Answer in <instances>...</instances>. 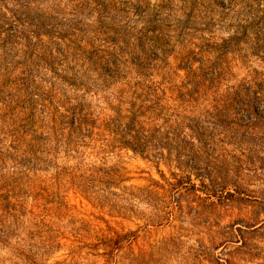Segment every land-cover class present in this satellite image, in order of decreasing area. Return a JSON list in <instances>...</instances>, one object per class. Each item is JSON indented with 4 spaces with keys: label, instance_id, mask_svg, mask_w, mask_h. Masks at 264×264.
I'll use <instances>...</instances> for the list:
<instances>
[{
    "label": "rangeland",
    "instance_id": "1",
    "mask_svg": "<svg viewBox=\"0 0 264 264\" xmlns=\"http://www.w3.org/2000/svg\"><path fill=\"white\" fill-rule=\"evenodd\" d=\"M0 264H264V0H0Z\"/></svg>",
    "mask_w": 264,
    "mask_h": 264
}]
</instances>
